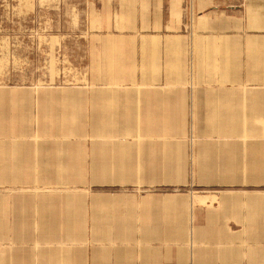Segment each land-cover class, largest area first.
Instances as JSON below:
<instances>
[{
  "label": "crops",
  "instance_id": "obj_1",
  "mask_svg": "<svg viewBox=\"0 0 264 264\" xmlns=\"http://www.w3.org/2000/svg\"><path fill=\"white\" fill-rule=\"evenodd\" d=\"M88 6L0 0V264H264V0Z\"/></svg>",
  "mask_w": 264,
  "mask_h": 264
},
{
  "label": "rangeland",
  "instance_id": "obj_2",
  "mask_svg": "<svg viewBox=\"0 0 264 264\" xmlns=\"http://www.w3.org/2000/svg\"><path fill=\"white\" fill-rule=\"evenodd\" d=\"M88 1L89 0H35V12H27L26 7H21L24 8L25 11L7 14L10 15L9 19L13 18V22L16 24H36L37 28L29 34L37 37L42 35V30H48L47 26L51 24L52 31H58V29L53 28L55 26L53 24H66V28H61L62 32L76 34L84 33V35H87L91 31V25H93L98 32H109L113 34H121L132 29V24H127V22L122 19L121 14H112V18L110 19V17H107L111 14H103V18H100L99 14L90 13L88 11ZM31 14H34V17L32 16L33 20L30 17ZM27 66L31 70L35 68L32 62L30 63L27 61L14 62L13 68L25 72ZM34 71L37 72V69ZM19 81L21 80L19 79ZM185 83L192 85L196 84V81L191 75ZM73 190H67L68 194L73 192Z\"/></svg>",
  "mask_w": 264,
  "mask_h": 264
}]
</instances>
